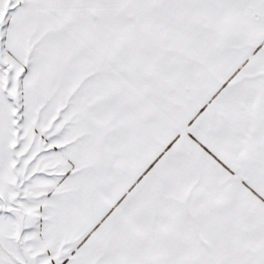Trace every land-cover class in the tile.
Returning a JSON list of instances; mask_svg holds the SVG:
<instances>
[{
	"label": "snow or ice",
	"instance_id": "snow-or-ice-1",
	"mask_svg": "<svg viewBox=\"0 0 264 264\" xmlns=\"http://www.w3.org/2000/svg\"><path fill=\"white\" fill-rule=\"evenodd\" d=\"M0 264H264V0H0Z\"/></svg>",
	"mask_w": 264,
	"mask_h": 264
}]
</instances>
